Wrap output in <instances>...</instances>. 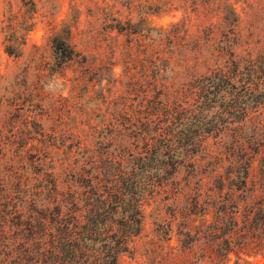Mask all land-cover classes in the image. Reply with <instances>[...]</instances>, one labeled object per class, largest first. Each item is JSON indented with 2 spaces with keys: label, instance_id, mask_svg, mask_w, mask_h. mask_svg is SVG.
<instances>
[{
  "label": "rangeland",
  "instance_id": "1",
  "mask_svg": "<svg viewBox=\"0 0 264 264\" xmlns=\"http://www.w3.org/2000/svg\"><path fill=\"white\" fill-rule=\"evenodd\" d=\"M224 35L241 77L249 60L261 66L252 83L263 104L233 125L218 96L201 98L194 88L203 77L234 74ZM60 42L70 58L56 49ZM263 64L264 0H0V184L22 212L2 200L0 225L16 232L39 217L35 205L50 201L39 192L49 181L83 195L89 180L106 196L118 184L113 199H141L145 216L121 263L168 264L193 199L216 195L221 182L227 189L230 166L237 179L241 145L251 155L264 150ZM53 78L66 95L46 90ZM173 160L176 173L168 175ZM20 182L28 192L17 193ZM248 261L232 256L228 264H264V257Z\"/></svg>",
  "mask_w": 264,
  "mask_h": 264
},
{
  "label": "trees",
  "instance_id": "2",
  "mask_svg": "<svg viewBox=\"0 0 264 264\" xmlns=\"http://www.w3.org/2000/svg\"><path fill=\"white\" fill-rule=\"evenodd\" d=\"M229 14L234 15V12L230 11ZM228 19L229 17L226 18ZM224 37L225 45L222 48L232 58V66L236 68L234 74L228 75L221 71L213 76L203 77L196 80L198 84L194 88L202 89L201 98H205L207 94L218 96L229 107L225 111L227 119L224 120H230L228 125H233L246 121L251 112L263 104L258 99L260 84L252 83L261 66L258 62L249 60L246 66L247 77H241L242 72L233 59L235 55L232 45L227 44L228 35ZM56 49L63 57L70 58L71 51L65 43H58ZM237 78L240 79L236 81ZM231 89L238 97L235 103L228 99L234 95ZM242 92L248 96L249 105L253 103L251 106L243 105L246 100L242 98ZM190 113V117H197L193 109ZM181 114L186 115L187 112L184 110L179 113L180 116ZM232 117L237 120H232ZM228 125L217 130L224 133ZM204 129L209 130V127ZM204 140L198 139V143ZM195 142L193 140L191 144ZM239 150L245 159L235 165L237 179H230L234 171V166H230L227 189L226 184L221 182L218 195H208L203 202L200 201L202 194L193 199L189 213L183 217L186 219L181 224L183 230L178 234L179 249L177 253L169 255L168 264H228L232 256L237 261L249 263L250 258L264 257V150H257L252 155L244 145ZM178 152L179 149H175V153ZM261 155L263 159L257 164L256 160ZM169 165L172 170L167 168L164 172L168 175L175 174L176 161L173 160ZM89 183L91 190L86 192L89 195H83L79 191H73V187H69L68 192H61L57 181H49L50 186L47 185L48 188L39 192L43 194L47 191L51 196L50 201L40 203L37 199H32L34 204L38 202L35 206L39 217L30 215L25 221L26 227L22 220L17 225L22 227L16 232L7 231L5 225H0V264H122L121 257L130 252L131 243L143 231L145 216L141 199L126 194L122 198L113 199L116 194L121 193L118 184L106 196L92 180ZM6 184L5 180L0 184V189L5 192L0 202L4 200L3 204L12 207L11 211L19 212L18 215L22 216L14 203L15 197L6 190ZM18 188L21 192L17 193L21 194L23 191L28 192L30 185L26 183L22 186L20 182ZM127 203L128 208L122 209L120 213L119 208L125 207ZM189 216L196 218L191 219Z\"/></svg>",
  "mask_w": 264,
  "mask_h": 264
},
{
  "label": "clouds",
  "instance_id": "3",
  "mask_svg": "<svg viewBox=\"0 0 264 264\" xmlns=\"http://www.w3.org/2000/svg\"><path fill=\"white\" fill-rule=\"evenodd\" d=\"M46 90L53 96L67 94V88L62 81L53 78L46 86Z\"/></svg>",
  "mask_w": 264,
  "mask_h": 264
}]
</instances>
